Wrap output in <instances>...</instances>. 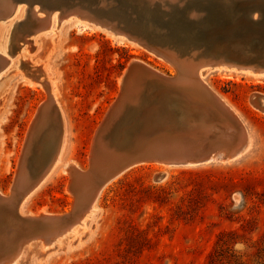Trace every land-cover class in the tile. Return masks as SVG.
<instances>
[{
    "label": "rangeland",
    "instance_id": "rangeland-1",
    "mask_svg": "<svg viewBox=\"0 0 264 264\" xmlns=\"http://www.w3.org/2000/svg\"><path fill=\"white\" fill-rule=\"evenodd\" d=\"M38 39L30 58L37 66L44 62L64 116L66 141L57 169L28 198L23 212L64 215L75 202L65 167L72 161L90 169L96 133L120 95V80L131 62L168 77L176 69L128 40L77 26L73 19ZM218 42L211 41L216 49ZM233 49L226 48L234 59L264 62L263 47L250 55ZM27 69L21 64L0 72V191L6 196L29 128L50 98L41 84L26 80ZM206 81L245 123L250 146L241 157L200 166L131 167L104 187L77 236L45 253L35 247L17 264H210L215 251L223 254L222 264H264V112L251 103L254 93L264 94V77L215 70ZM163 171L167 175L161 180Z\"/></svg>",
    "mask_w": 264,
    "mask_h": 264
},
{
    "label": "bare ground",
    "instance_id": "bare-ground-1",
    "mask_svg": "<svg viewBox=\"0 0 264 264\" xmlns=\"http://www.w3.org/2000/svg\"><path fill=\"white\" fill-rule=\"evenodd\" d=\"M72 19L146 49L173 65L176 74L168 77L131 62L120 80V95L96 133L90 169L83 171L72 161L65 167L67 190L75 196L71 212L25 214V202L61 162L66 141L64 116L44 62L37 66L30 54L42 33ZM232 45L234 52L247 55L264 48V0H0V72L26 64V80L38 82L50 95L29 128L11 195L0 191V264H17L35 247L45 253L77 236L104 187L131 167L200 166L241 157L250 146L249 132L206 78L215 70L264 77V62L232 58L226 50ZM251 103L264 112V94L254 93ZM151 151L160 160L120 170ZM189 151H209V158L200 163L203 158L179 153Z\"/></svg>",
    "mask_w": 264,
    "mask_h": 264
},
{
    "label": "water",
    "instance_id": "water-1",
    "mask_svg": "<svg viewBox=\"0 0 264 264\" xmlns=\"http://www.w3.org/2000/svg\"><path fill=\"white\" fill-rule=\"evenodd\" d=\"M153 151H151L150 153H146V154H143V155H140V156H137L136 159H133V160H130V161H127L125 162L124 164L121 165V169L120 170H125L127 168H129L130 166L132 165H135L139 162H145L147 160L151 161V160H155V161H158L160 160V157L159 155H154L152 154ZM181 154H184L186 156H190V157H198V158H203V159H199V162L200 163H205L207 161V159L209 158V151L208 152H200V154L198 152H195L196 154H194V152L192 151H189V152H179ZM173 164H182L183 161L181 162H178V161H175L174 159L171 160Z\"/></svg>",
    "mask_w": 264,
    "mask_h": 264
},
{
    "label": "trees",
    "instance_id": "trees-1",
    "mask_svg": "<svg viewBox=\"0 0 264 264\" xmlns=\"http://www.w3.org/2000/svg\"><path fill=\"white\" fill-rule=\"evenodd\" d=\"M221 257H223V254H220V253L218 254V252L216 254V251L214 254V252H213L210 256V264H222L221 263L222 262Z\"/></svg>",
    "mask_w": 264,
    "mask_h": 264
},
{
    "label": "clouds",
    "instance_id": "clouds-1",
    "mask_svg": "<svg viewBox=\"0 0 264 264\" xmlns=\"http://www.w3.org/2000/svg\"><path fill=\"white\" fill-rule=\"evenodd\" d=\"M241 247H242V245H240V244H237V245H236V248H237V249H240Z\"/></svg>",
    "mask_w": 264,
    "mask_h": 264
}]
</instances>
